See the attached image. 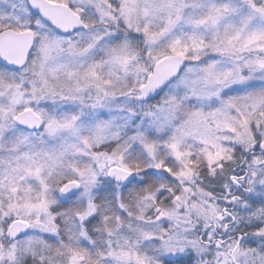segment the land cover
<instances>
[{
    "label": "snow or ice",
    "instance_id": "obj_1",
    "mask_svg": "<svg viewBox=\"0 0 264 264\" xmlns=\"http://www.w3.org/2000/svg\"><path fill=\"white\" fill-rule=\"evenodd\" d=\"M0 264H264V0H0Z\"/></svg>",
    "mask_w": 264,
    "mask_h": 264
}]
</instances>
